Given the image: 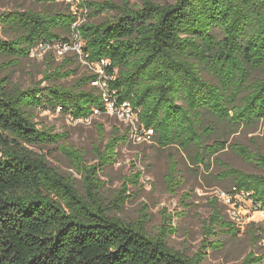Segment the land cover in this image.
Wrapping results in <instances>:
<instances>
[{"label":"trees","instance_id":"obj_1","mask_svg":"<svg viewBox=\"0 0 264 264\" xmlns=\"http://www.w3.org/2000/svg\"><path fill=\"white\" fill-rule=\"evenodd\" d=\"M140 1L81 0L75 10L69 4L46 13L0 12V55L29 59L41 45H71L77 36L83 58L104 71L65 87L56 81L72 73L47 68L42 81L23 88L1 77L0 67V264H204L216 229L238 230L217 209L207 238L190 257L168 244L176 232L171 217L151 235L146 205L135 222L112 216L125 208L130 184L144 187L137 172L111 200L102 191L100 173L115 163L131 133L115 129L103 150L96 147L91 166L82 152L63 149L82 176L84 193L73 176H63L34 151L63 138L38 128L39 111L87 121L108 113L107 96L116 110L130 106L139 126L154 132V145L184 152L198 167L209 171L220 153L232 149L264 170L261 152L230 143L242 129L264 122V79L258 77L264 72V0ZM102 15L105 20L96 22ZM92 82L106 84L104 92L89 89ZM98 130L103 141V126ZM224 168L222 180L234 184L227 191L251 194L264 211V174ZM177 170L172 163V184ZM260 239L253 232V243ZM263 261L252 252L245 264Z\"/></svg>","mask_w":264,"mask_h":264},{"label":"rangeland","instance_id":"obj_2","mask_svg":"<svg viewBox=\"0 0 264 264\" xmlns=\"http://www.w3.org/2000/svg\"><path fill=\"white\" fill-rule=\"evenodd\" d=\"M111 1L119 5L123 3V0ZM130 1L132 4H141L140 0ZM154 1L166 3L172 0ZM79 2L81 0H76L75 3L59 0L54 5L33 0H0V12L30 9L46 13L52 11L54 7L66 8L69 4H73L69 7L75 10ZM105 18L106 15H102L95 21L103 22ZM66 37L70 38V36ZM0 67H5L1 71V77L9 78L12 85H20L23 88L42 81L47 68H50L52 72L61 70L63 73H72L71 77L56 81L57 84H63L65 87L74 86L82 78L88 79L93 75L99 78L102 76L101 68L89 64L75 46L65 48L55 46L35 50L29 59L18 61L15 58L0 55ZM258 77L264 79V72L258 73ZM103 79L105 78L102 77ZM103 86V82H97V84L92 82L88 88L96 87L103 93ZM35 122L38 123L39 129L63 136V138L58 144L35 148L34 151L44 155L50 166L63 176H73L76 186L82 193H84L82 176L73 168L63 149L82 152L86 163L91 166L97 163L96 147H101L103 150L115 129H119L121 135H127L133 127L136 128L134 119L122 117L115 111L97 114L87 121H74L70 116L63 115L59 111L41 110ZM100 126H103L105 131L103 141L98 130ZM130 138L118 148L115 163L108 165L100 173V179L105 183L102 191L104 198L111 200L114 194L121 190L129 178L137 172H144L141 183L144 187L130 184V198L125 208L120 213H112V216H117L128 223L135 222L140 218L146 205L149 215L147 230L151 235H156L164 220L171 217V224L176 232L169 237L168 244L172 249L190 257L198 253L203 240L207 238V222L214 211L218 209L226 223L236 224L230 205L217 197V192H226L234 186L233 181L222 180L224 165L250 174H264L263 169L256 164L245 162L232 149L220 153L213 161L212 168L207 171L194 165L184 152L174 148L160 149L153 143L140 141L132 135ZM230 143H239L254 153L261 152L264 155V122L255 128L242 129ZM172 163L178 166L173 184L168 181ZM241 216L245 223L234 233L231 234L228 230L219 228L209 237L212 246L207 251L204 264H245L246 258L252 252L257 257L264 256V248L261 245L264 234L263 216L260 213L251 215L244 213ZM253 232L261 235V239L255 244L252 241ZM259 264H264V261Z\"/></svg>","mask_w":264,"mask_h":264},{"label":"built area","instance_id":"obj_3","mask_svg":"<svg viewBox=\"0 0 264 264\" xmlns=\"http://www.w3.org/2000/svg\"><path fill=\"white\" fill-rule=\"evenodd\" d=\"M76 37L77 36H75V39H74L75 41L77 39ZM75 41L71 45L63 44V45H57L56 47L65 48V47L75 46V47H78V52H80V54L82 55L81 44L77 43ZM39 49H48V48H45V46L41 45V46H39V48L33 49L31 51V54H32L33 51L39 50ZM102 64H104V62H102ZM101 70H102V68H101ZM101 75L102 76L104 75V71L103 70L101 71ZM103 88L104 89L106 88V84H104ZM105 97H106V101L108 103V110H109L108 112L115 111L116 113H120L122 117L131 118L132 120L134 119V121L136 123V128L133 127L130 130V133H131V135L134 138H137L138 140L144 141L146 143H153L152 137L154 136V132L152 130H148L147 131V130L144 129V127H140L139 126L137 118H136V115L133 113V111L131 110V108H130V106L128 104H125L123 106V108L116 110L115 106H114V103L111 102L107 96H105ZM131 135H130V137H131ZM143 178H144V172L141 173V183H142ZM146 181H144V183H147ZM233 191H235V189ZM250 196H251V194H246L244 192H242V193H234V192H231V191L229 192L227 190H226V192H217V197L219 199L224 200L226 202V204L230 205V208L233 211V215H234L235 220H236V224L235 225H237L238 228L243 226L244 223H245L244 222L245 220H242V216H241L244 213L246 215L260 213L263 216V218H264V211H260V209H259L260 206H257L251 200ZM263 225H264V219H263ZM261 245L264 248V234L262 236Z\"/></svg>","mask_w":264,"mask_h":264}]
</instances>
